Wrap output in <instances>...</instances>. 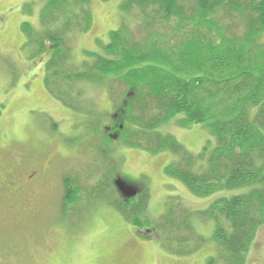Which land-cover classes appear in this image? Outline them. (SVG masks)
<instances>
[{"label": "trees", "instance_id": "16d2710c", "mask_svg": "<svg viewBox=\"0 0 264 264\" xmlns=\"http://www.w3.org/2000/svg\"><path fill=\"white\" fill-rule=\"evenodd\" d=\"M37 3V24L24 20L20 30L27 57L47 53L46 90L72 111L88 108L87 115L93 110L75 84L91 81L109 93L111 107L101 111L107 122L99 118L84 126L81 136H95L89 145L102 143L107 152L116 143L168 150L176 157L164 173L193 196L223 191L199 211L170 196L165 211L150 219L145 188L119 195L102 166L96 183L82 171L61 175V210L74 212L84 199L80 189L102 185L137 233L158 232L173 253L186 255L206 242L194 230L197 216L212 222L215 252L204 264H246L264 224V0H120V26L108 32L106 44L96 39V49H83L79 58L72 43L91 29L90 0H27L22 13L31 15ZM171 120L205 126L211 148L189 152L160 129ZM99 156L95 161L105 163Z\"/></svg>", "mask_w": 264, "mask_h": 264}, {"label": "rangeland", "instance_id": "374dc122", "mask_svg": "<svg viewBox=\"0 0 264 264\" xmlns=\"http://www.w3.org/2000/svg\"><path fill=\"white\" fill-rule=\"evenodd\" d=\"M26 1L0 0V264H204L215 252L211 221L194 217V230L207 240L198 250L179 255L154 232L148 237L137 235L109 203L114 194L102 185H83L78 192L84 199L78 208L71 213L61 210V175L82 171L96 183L101 179V175L95 177L101 174L96 170L102 166V175H115L135 190L145 188L150 219L165 211L170 196L199 211L223 191L193 196L180 181L164 173V167L176 157L168 150L148 152L116 143V149L107 152L102 143L90 146L91 136H95L92 132L81 136L84 126L98 122L101 111L111 107L109 93L91 81L75 84L93 110L87 115L88 108L72 111L46 90L43 64L47 53L29 58L22 48L21 22L28 20L35 26L38 21L39 3L36 11L26 15L21 11ZM119 1L90 0L91 29L72 43L77 58L83 49H96L98 38L106 44L108 32L120 26ZM52 123H56L53 129ZM160 129L172 133L193 154L205 145L210 149L213 143L209 130L201 124L186 128L171 120ZM99 154L100 158L104 154L105 163L95 161ZM28 175L35 176L27 183L29 188L14 191L15 185L9 181L23 184ZM263 258L261 224L247 253V264H263Z\"/></svg>", "mask_w": 264, "mask_h": 264}, {"label": "water", "instance_id": "95a60500", "mask_svg": "<svg viewBox=\"0 0 264 264\" xmlns=\"http://www.w3.org/2000/svg\"><path fill=\"white\" fill-rule=\"evenodd\" d=\"M115 184L120 191V193L126 197H131L137 193L138 190H135L131 185L126 184L120 178L115 180Z\"/></svg>", "mask_w": 264, "mask_h": 264}, {"label": "flooded vegetation", "instance_id": "af4514ba", "mask_svg": "<svg viewBox=\"0 0 264 264\" xmlns=\"http://www.w3.org/2000/svg\"><path fill=\"white\" fill-rule=\"evenodd\" d=\"M31 180L34 181L35 180V176H32V175L26 176V179L24 180L23 184L15 185L14 189L15 190H19L20 192H24L26 189L29 188V186H27V183H29ZM11 183H13V182H11ZM27 200H28V198L24 199V201H27ZM32 209H33V206L31 208V211H32Z\"/></svg>", "mask_w": 264, "mask_h": 264}]
</instances>
